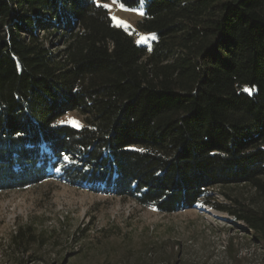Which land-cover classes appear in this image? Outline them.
Returning a JSON list of instances; mask_svg holds the SVG:
<instances>
[{
    "label": "trees",
    "instance_id": "1",
    "mask_svg": "<svg viewBox=\"0 0 264 264\" xmlns=\"http://www.w3.org/2000/svg\"><path fill=\"white\" fill-rule=\"evenodd\" d=\"M106 1L0 0V193L59 169L162 214L210 206L264 249V209L210 193L264 199V0H117L151 50Z\"/></svg>",
    "mask_w": 264,
    "mask_h": 264
},
{
    "label": "rangeland",
    "instance_id": "2",
    "mask_svg": "<svg viewBox=\"0 0 264 264\" xmlns=\"http://www.w3.org/2000/svg\"><path fill=\"white\" fill-rule=\"evenodd\" d=\"M105 4L115 27L152 49L157 36L138 28L143 7L131 10L113 0ZM57 124L82 129L86 122L70 112ZM61 176L55 170L37 186L0 193V264H264L263 246L224 212L200 204L162 214L102 187L96 192L91 186H72ZM210 193L225 205L228 195L264 209V199L249 186Z\"/></svg>",
    "mask_w": 264,
    "mask_h": 264
},
{
    "label": "snow or ice",
    "instance_id": "3",
    "mask_svg": "<svg viewBox=\"0 0 264 264\" xmlns=\"http://www.w3.org/2000/svg\"><path fill=\"white\" fill-rule=\"evenodd\" d=\"M113 3H117V0H113ZM104 7L107 8L108 5L105 4ZM69 122H70L73 126H77V127L79 126L77 121H74V120H73V121H69ZM61 123H62V122H61ZM65 159H67V157H66ZM57 171H59V169H57Z\"/></svg>",
    "mask_w": 264,
    "mask_h": 264
}]
</instances>
